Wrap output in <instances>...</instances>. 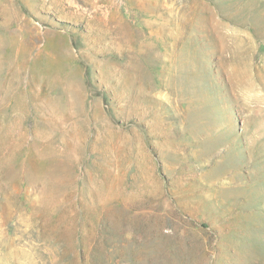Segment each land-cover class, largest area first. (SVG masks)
I'll return each instance as SVG.
<instances>
[{"label":"rangeland","instance_id":"1","mask_svg":"<svg viewBox=\"0 0 264 264\" xmlns=\"http://www.w3.org/2000/svg\"><path fill=\"white\" fill-rule=\"evenodd\" d=\"M0 264H264V0H0Z\"/></svg>","mask_w":264,"mask_h":264}]
</instances>
